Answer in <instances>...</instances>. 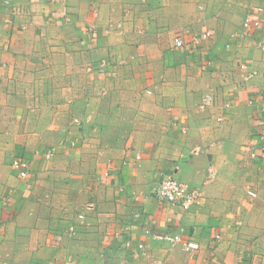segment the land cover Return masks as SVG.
<instances>
[{"label":"crops","instance_id":"1","mask_svg":"<svg viewBox=\"0 0 264 264\" xmlns=\"http://www.w3.org/2000/svg\"><path fill=\"white\" fill-rule=\"evenodd\" d=\"M247 16L264 0H0V264H264ZM167 177L202 204L159 202Z\"/></svg>","mask_w":264,"mask_h":264},{"label":"built area","instance_id":"2","mask_svg":"<svg viewBox=\"0 0 264 264\" xmlns=\"http://www.w3.org/2000/svg\"><path fill=\"white\" fill-rule=\"evenodd\" d=\"M241 28L244 32L252 33L257 30H262L264 32V21L259 18H254L252 16H247L241 25ZM211 36L210 32H205L203 38H209ZM194 43H198V38L193 39ZM174 45L177 48H185L188 44L179 36L174 39ZM261 49L264 50V44L261 46ZM104 62L100 64L103 67ZM206 104L210 102L209 98L205 99ZM261 142H260V156L264 157V129L261 132ZM249 157L255 158V152L250 151L249 148ZM53 155L52 151H48L46 158L49 159ZM11 167L18 172L19 178L23 179L27 175L28 164L23 160H13ZM249 195L254 197L255 194L249 191ZM156 199L159 202L166 203L172 207L179 208L183 212H188L193 207L200 206L202 204V199L198 189H192L187 184L174 179L172 177H167L159 183L157 188ZM157 240H166L170 244H180L186 252H194L198 249L197 242L190 238L188 240H182L179 235H155ZM142 248V245L138 246Z\"/></svg>","mask_w":264,"mask_h":264},{"label":"rangeland","instance_id":"3","mask_svg":"<svg viewBox=\"0 0 264 264\" xmlns=\"http://www.w3.org/2000/svg\"><path fill=\"white\" fill-rule=\"evenodd\" d=\"M264 93V92H263Z\"/></svg>","mask_w":264,"mask_h":264}]
</instances>
